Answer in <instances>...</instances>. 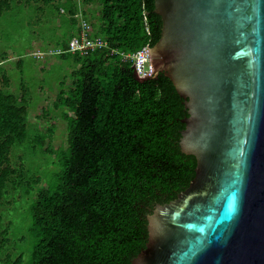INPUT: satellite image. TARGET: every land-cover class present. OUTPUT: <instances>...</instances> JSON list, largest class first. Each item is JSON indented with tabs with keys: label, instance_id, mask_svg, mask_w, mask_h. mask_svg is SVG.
<instances>
[{
	"label": "trees",
	"instance_id": "16d2710c",
	"mask_svg": "<svg viewBox=\"0 0 264 264\" xmlns=\"http://www.w3.org/2000/svg\"><path fill=\"white\" fill-rule=\"evenodd\" d=\"M153 3L0 0V18L27 6L52 20L66 12L60 33L55 30V48L74 66L58 83L52 104L57 114L49 117L65 121L68 146L52 149L53 125L31 130L36 122L28 116L29 87L22 81L20 92L9 91L0 53V264H24L9 245L10 197L30 201L26 230L33 245L26 264H131L148 242L147 215L188 191L196 158L179 146L189 116L185 98L163 70L141 80L133 61L120 55L158 40L161 20ZM80 4L98 10H80ZM78 12L90 25L89 35L105 46L87 54L67 51L78 36ZM41 21L30 17L33 26ZM48 113L43 109L42 117ZM15 150H22L17 162L10 159ZM27 150L55 157L49 163L57 169L52 180L29 175L22 157Z\"/></svg>",
	"mask_w": 264,
	"mask_h": 264
},
{
	"label": "water",
	"instance_id": "95a60500",
	"mask_svg": "<svg viewBox=\"0 0 264 264\" xmlns=\"http://www.w3.org/2000/svg\"><path fill=\"white\" fill-rule=\"evenodd\" d=\"M153 4V73L137 76L163 70L185 98L179 146L196 168L178 201L147 215L131 264H264V0Z\"/></svg>",
	"mask_w": 264,
	"mask_h": 264
},
{
	"label": "rangeland",
	"instance_id": "374dc122",
	"mask_svg": "<svg viewBox=\"0 0 264 264\" xmlns=\"http://www.w3.org/2000/svg\"><path fill=\"white\" fill-rule=\"evenodd\" d=\"M75 2L80 3V0H75ZM96 7V4H80V10L84 11L89 8L98 10ZM63 15L67 16L66 12L61 15L55 14L52 20L51 14L44 17L43 13L38 12L37 14L31 6H27L26 10L24 8L16 10L13 15L0 18V53L2 52L6 56L1 65L11 80L8 89L10 92H20L22 81L29 87L28 116L32 123L36 122L31 130L34 132L36 129H44L53 125V128L50 126L53 129L50 142L52 149H65L68 146L65 121L58 116L49 118L57 114V110L52 109V104L57 90L60 89L58 83L74 68L72 58L63 59L56 53L55 30L57 27L58 33H60ZM77 15L80 18L78 24L80 27L83 18L81 12H78ZM30 17H34V20L40 18L42 21L37 26H33L30 23ZM87 24L89 25L88 22ZM43 109H47L49 112L46 118L42 117ZM40 117V121H37ZM21 153L22 150L13 151V155L10 156L11 161L17 162V157ZM22 157L27 169L30 170L29 175L35 174L41 176L42 179H53L57 170L49 164L55 158L53 155H44L45 160H43L44 157L40 154H32L30 150H27ZM38 186L35 185L32 189L36 191ZM23 189V187L19 188L18 192L22 193ZM8 202L9 204H5V207H10L8 211V221L11 223L9 245L13 250L12 252L10 249V252L12 255L22 254L24 264H26L30 260L33 245V239L26 230L28 225V222L26 224L27 207L30 201L17 197L12 202V197H10ZM3 218L4 222L8 223L6 211ZM161 236L157 234L155 239H160Z\"/></svg>",
	"mask_w": 264,
	"mask_h": 264
},
{
	"label": "built area",
	"instance_id": "2783aa9c",
	"mask_svg": "<svg viewBox=\"0 0 264 264\" xmlns=\"http://www.w3.org/2000/svg\"><path fill=\"white\" fill-rule=\"evenodd\" d=\"M90 26L85 20H81L78 36L72 37L67 51L71 53L87 54L93 49L106 45V41L96 36H90ZM150 47L143 46L135 52H120L123 59L133 61V67L139 77H147L153 73L152 58L149 53Z\"/></svg>",
	"mask_w": 264,
	"mask_h": 264
}]
</instances>
